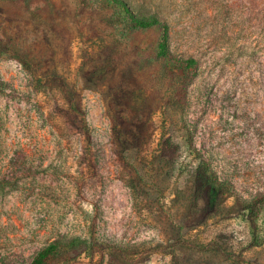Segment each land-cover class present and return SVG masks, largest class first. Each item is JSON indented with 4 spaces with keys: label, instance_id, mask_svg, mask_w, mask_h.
Returning a JSON list of instances; mask_svg holds the SVG:
<instances>
[{
    "label": "rangeland",
    "instance_id": "rangeland-1",
    "mask_svg": "<svg viewBox=\"0 0 264 264\" xmlns=\"http://www.w3.org/2000/svg\"><path fill=\"white\" fill-rule=\"evenodd\" d=\"M120 1L0 0V264H264V0Z\"/></svg>",
    "mask_w": 264,
    "mask_h": 264
},
{
    "label": "trees",
    "instance_id": "trees-1",
    "mask_svg": "<svg viewBox=\"0 0 264 264\" xmlns=\"http://www.w3.org/2000/svg\"><path fill=\"white\" fill-rule=\"evenodd\" d=\"M115 2L119 5H124L120 0H115ZM130 19L134 23V25L140 28H149L158 24V21L155 18H138L131 15ZM160 51L162 55H168L165 43L161 45ZM185 66L189 70L194 71L197 68V61L193 58H189L185 61ZM262 66L263 69L259 71V76L261 77L259 89L262 92L261 97L264 100V64ZM207 173V170H205L202 165H198L194 176L196 182H198L202 188H208V190L210 191H217L221 187L222 182L218 181L216 178L208 176ZM241 203L248 212L247 217L251 227L254 228L255 218L258 215L259 207H261L264 203V194L258 193L248 200H241ZM62 240L55 241L48 246L40 249L35 254L30 264H49L56 254L60 252H66L68 249L76 250L79 244L82 243V241L78 239Z\"/></svg>",
    "mask_w": 264,
    "mask_h": 264
}]
</instances>
